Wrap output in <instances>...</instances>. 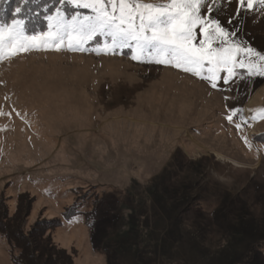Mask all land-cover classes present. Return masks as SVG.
<instances>
[{"label":"rangeland","instance_id":"obj_1","mask_svg":"<svg viewBox=\"0 0 264 264\" xmlns=\"http://www.w3.org/2000/svg\"><path fill=\"white\" fill-rule=\"evenodd\" d=\"M65 1L64 20L95 16L87 0ZM235 7L205 15L228 27ZM262 7L245 15L236 39L264 52ZM49 16L45 30L25 36L55 32ZM13 18L24 20L14 11L5 22ZM68 43L67 34L63 43L44 37L8 55L5 38L0 196L9 213L21 193L33 196L25 231L59 218L51 237L73 264H264V76L237 67L213 88L172 65L133 60L134 46L101 50L111 45L106 32ZM232 108L240 111L229 121ZM74 201L79 213L63 219ZM0 264H12L1 235Z\"/></svg>","mask_w":264,"mask_h":264},{"label":"snow or ice","instance_id":"obj_2","mask_svg":"<svg viewBox=\"0 0 264 264\" xmlns=\"http://www.w3.org/2000/svg\"><path fill=\"white\" fill-rule=\"evenodd\" d=\"M27 2L17 0V3ZM72 2L81 5V0ZM108 3L111 4V12L107 10ZM233 4L236 7L227 17L228 27L216 16L205 15L214 11L218 13L225 5L231 7ZM255 4L264 6V0H211V4L206 0H171V3L159 7L152 4L133 6L125 0H120L118 5L117 0H87L82 6L93 9L95 16H85L82 20L73 16L66 21L61 17L60 9H57L56 17H48L50 21L55 19V32L25 36L23 19L13 18L10 24L0 22V57L5 52V38L9 41L7 54L15 55L17 51H27L29 46H38L44 37L63 43L67 34L68 47L78 48L98 32H106L111 38V45L106 44L101 50L134 46L133 60L172 65L200 76L215 88L219 79L227 83L237 76V67L245 69L248 77L264 76V52L236 39L242 30L245 15L255 11ZM261 10L264 11V7ZM15 12L19 14L21 8L17 7ZM137 16L139 25L135 23ZM197 29L202 39L198 40ZM149 30L151 35L147 34ZM214 42L217 44L215 48ZM56 47L59 48L60 44H56ZM221 70H226V77L218 76ZM239 111L230 109L226 118L232 121ZM3 114L0 112V115ZM236 127L241 125L237 124Z\"/></svg>","mask_w":264,"mask_h":264},{"label":"trees","instance_id":"obj_3","mask_svg":"<svg viewBox=\"0 0 264 264\" xmlns=\"http://www.w3.org/2000/svg\"><path fill=\"white\" fill-rule=\"evenodd\" d=\"M5 1L4 8H0V22L10 19L15 9L20 7L25 22L24 30L27 33L45 30L47 16L66 3L65 0H28L27 3H17V0ZM33 201V196L21 193L17 198L15 210L9 213L5 199L0 196V235L9 246L11 263L73 264V254L58 247L51 237V232L61 225L59 218L38 220L25 231ZM79 206L80 203L74 201L63 210L62 218L72 219L79 213ZM92 213L90 210L87 219ZM113 264L118 263L113 261Z\"/></svg>","mask_w":264,"mask_h":264}]
</instances>
